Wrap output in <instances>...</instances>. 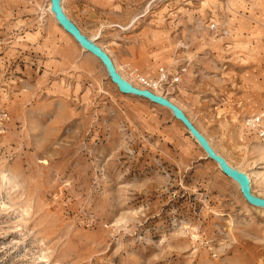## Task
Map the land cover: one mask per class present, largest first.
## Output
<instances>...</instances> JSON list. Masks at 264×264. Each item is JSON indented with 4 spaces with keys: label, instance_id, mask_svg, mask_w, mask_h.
Instances as JSON below:
<instances>
[{
    "label": "rangeland",
    "instance_id": "rangeland-1",
    "mask_svg": "<svg viewBox=\"0 0 264 264\" xmlns=\"http://www.w3.org/2000/svg\"><path fill=\"white\" fill-rule=\"evenodd\" d=\"M48 3L0 0V264H264V206ZM60 4L131 84L162 66L153 92L264 197V0Z\"/></svg>",
    "mask_w": 264,
    "mask_h": 264
},
{
    "label": "water",
    "instance_id": "water-1",
    "mask_svg": "<svg viewBox=\"0 0 264 264\" xmlns=\"http://www.w3.org/2000/svg\"><path fill=\"white\" fill-rule=\"evenodd\" d=\"M50 3L51 8L54 11L56 17L63 23H65L68 32L71 33L82 44L84 48L91 50L95 55L100 58L102 63L106 66L112 81L116 82L118 86L124 91L140 94L155 102H163L166 106H168L180 119V121L187 127L191 134L194 135L195 138L200 142L202 147L207 151L208 155L215 159L225 172L229 173L230 175H239L242 177L238 180V184L243 196L250 202L259 205H264V197L257 196L250 192V190L248 189L247 176L230 166L226 162L224 157L212 148L205 136L192 123V121L188 118V116L184 113V111L180 108L178 104H176L170 98L164 95L151 92L148 88H142L138 85L131 83H123L114 65L111 62L109 55L95 42L87 40L85 38L84 34L76 26V24L63 12L60 0H50Z\"/></svg>",
    "mask_w": 264,
    "mask_h": 264
},
{
    "label": "built area",
    "instance_id": "built-area-1",
    "mask_svg": "<svg viewBox=\"0 0 264 264\" xmlns=\"http://www.w3.org/2000/svg\"><path fill=\"white\" fill-rule=\"evenodd\" d=\"M214 26V23H212ZM133 70L131 74H133ZM168 76V72L161 66L158 69L157 76H147L141 75L139 73H135V77H138L139 84L138 86L142 88H148L149 90L152 88H161L162 84L166 81ZM10 115L9 111L6 107L0 105V133H3L7 128V123L9 121Z\"/></svg>",
    "mask_w": 264,
    "mask_h": 264
},
{
    "label": "bare ground",
    "instance_id": "bare-ground-1",
    "mask_svg": "<svg viewBox=\"0 0 264 264\" xmlns=\"http://www.w3.org/2000/svg\"><path fill=\"white\" fill-rule=\"evenodd\" d=\"M48 8H49V10H50V12L52 13V15L54 16V18L56 19V21H57V23H59L67 32H68V30H67V28H66V26H65V23H63L61 20H59L57 17H56V15H55V13H54V11L52 10V8H51V3H50V0H49V3H48ZM69 33V32H68ZM70 34V33H69ZM72 35V34H71ZM73 36V35H72ZM74 37V36H73ZM75 38V37H74ZM76 39V38H75ZM87 40H90V39H88V38H86ZM77 40V39H76ZM78 41V40H77ZM91 41V40H90ZM78 43L80 44V46H82V44L78 41ZM83 47V46H82ZM84 48V47H83ZM86 49V48H85ZM86 50H88V49H86ZM88 51H90L91 53H93L91 50H88ZM94 54V53H93ZM95 55V54H94ZM95 56H97V55H95ZM98 57V56H97ZM99 58V57H98ZM100 59V58H99ZM101 61V60H100ZM102 62V61H101ZM104 65V64H103ZM106 67V66H105ZM117 71V70H116ZM117 73H118V75H119V77H120V79H121V81L123 82V83H130L126 78H124V76H122L118 71H117ZM110 76V75H109ZM114 82V81H113ZM116 85H117V87L118 88H120L119 86H118V84L116 83V82H114ZM121 89V88H120ZM121 90H123V89H121ZM124 91V90H123ZM150 91L151 92H153V91H158V88H152V89H150ZM155 93V92H154ZM137 94V93H136ZM158 103H160V104H162V105H164V106H166L163 102H158ZM167 108H169L168 106H166ZM170 109V108H169ZM171 110V109H170ZM172 111V110H171ZM173 112V111H172ZM174 113V112H173ZM175 114V113H174ZM206 153H207V151H206ZM208 154V153H207ZM237 170V169H236ZM239 171V170H238ZM240 172V171H239ZM227 173V172H226ZM237 184H238V180L240 179V178H242L241 176H239V175H230L229 173H227ZM243 195V194H242ZM259 205V204H258ZM261 206H264V205H261Z\"/></svg>",
    "mask_w": 264,
    "mask_h": 264
},
{
    "label": "crops",
    "instance_id": "crops-1",
    "mask_svg": "<svg viewBox=\"0 0 264 264\" xmlns=\"http://www.w3.org/2000/svg\"><path fill=\"white\" fill-rule=\"evenodd\" d=\"M64 12V11H63ZM32 35V34H31ZM34 58H36V57H34ZM36 60H38L37 58H36Z\"/></svg>",
    "mask_w": 264,
    "mask_h": 264
}]
</instances>
